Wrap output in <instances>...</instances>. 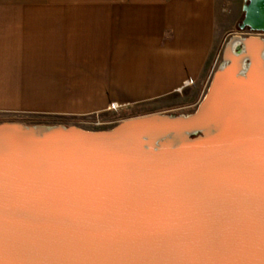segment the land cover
<instances>
[{"label": "water", "instance_id": "1", "mask_svg": "<svg viewBox=\"0 0 264 264\" xmlns=\"http://www.w3.org/2000/svg\"><path fill=\"white\" fill-rule=\"evenodd\" d=\"M245 1L240 28L263 33L264 0ZM234 37L193 113L0 123V264H264V67L253 36L233 65ZM161 124L196 131L153 146Z\"/></svg>", "mask_w": 264, "mask_h": 264}, {"label": "crops", "instance_id": "2", "mask_svg": "<svg viewBox=\"0 0 264 264\" xmlns=\"http://www.w3.org/2000/svg\"><path fill=\"white\" fill-rule=\"evenodd\" d=\"M224 5L0 0V118L85 126L113 101L132 108L185 95V80L198 82L214 64Z\"/></svg>", "mask_w": 264, "mask_h": 264}, {"label": "rangeland", "instance_id": "3", "mask_svg": "<svg viewBox=\"0 0 264 264\" xmlns=\"http://www.w3.org/2000/svg\"><path fill=\"white\" fill-rule=\"evenodd\" d=\"M246 4L245 0H225V19L223 21L224 26V37L223 41L218 48V52L216 55V59L214 61L213 66L210 68V71L207 75L201 78L198 82L192 84L190 90L185 93V95H175L163 103L154 104V105H146L141 107H130L124 110L110 112L103 117H97L96 119L84 121L86 124H76L80 127L86 129H110L113 126L117 125L119 122L123 121L124 119L130 117H137L141 115H147L152 113H166V114H189L193 113L200 102L202 101L203 97L207 93V90L210 86V82L214 71L217 67L222 63V56L223 51L227 44L231 41L233 36H240V37H252L258 36L264 39V32H256L252 31L249 28L241 29L240 25L242 24L244 18V5ZM99 120L102 121L100 124H96L95 122ZM1 122H15V121H3L0 118ZM24 123L25 125H32V126H52L58 124H65L63 121L59 120H48V119H33L31 117L21 118L20 123ZM66 125H74V124H66Z\"/></svg>", "mask_w": 264, "mask_h": 264}, {"label": "bare ground", "instance_id": "4", "mask_svg": "<svg viewBox=\"0 0 264 264\" xmlns=\"http://www.w3.org/2000/svg\"><path fill=\"white\" fill-rule=\"evenodd\" d=\"M243 38V37H242ZM239 39L240 36H235L232 43L230 44L229 47V52H228V57H231L233 65L237 64V62L239 64L243 63L245 61L244 57H242V54H237L235 52H233V50L235 49V47L239 44ZM243 40V39H242ZM262 43H264L263 40H260V37L258 36H253L252 38H250L249 40H247L246 42V46H247V53L249 55V57L252 58V62L254 64V70L257 74L262 73V67L264 64V49L262 48ZM235 67V66H233ZM1 123H15L16 127L19 128H28L31 130V132H41V131H45L47 130L49 127L46 126H28L25 125L23 123L20 122H1ZM62 126H65L63 124H60ZM188 125V124H187ZM191 125H195L197 127H205L207 125V122L202 121V123L196 124V123H191ZM168 129V125L165 124H161L160 126H154L153 128H151L148 138H149V142L154 146V145H173L174 143H176L177 141H179L180 139H186L192 132H195L196 130H190V131H186V132H177L178 130L182 129L179 128L177 129V131L173 132V133H162L165 131H169ZM149 131V130H148ZM209 130H206V132H208ZM164 134V135H161ZM161 135V136H159Z\"/></svg>", "mask_w": 264, "mask_h": 264}, {"label": "built area", "instance_id": "5", "mask_svg": "<svg viewBox=\"0 0 264 264\" xmlns=\"http://www.w3.org/2000/svg\"><path fill=\"white\" fill-rule=\"evenodd\" d=\"M192 84H193V81L191 79H187V80H185V82L183 83L181 88H179V90L183 89L184 87L190 86ZM130 107H131V105L129 103H120V102L113 101L109 104L108 109L111 112L112 111L115 112V111L124 110L126 108H130ZM95 123L100 124V123H102V121L97 120Z\"/></svg>", "mask_w": 264, "mask_h": 264}, {"label": "flooded vegetation", "instance_id": "6", "mask_svg": "<svg viewBox=\"0 0 264 264\" xmlns=\"http://www.w3.org/2000/svg\"><path fill=\"white\" fill-rule=\"evenodd\" d=\"M247 28H249V27H247ZM250 29V28H249Z\"/></svg>", "mask_w": 264, "mask_h": 264}]
</instances>
